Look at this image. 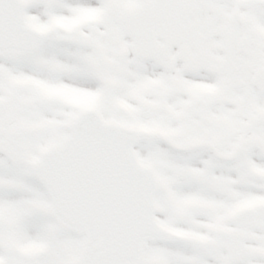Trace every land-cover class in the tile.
Here are the masks:
<instances>
[{
  "label": "snow or ice",
  "instance_id": "1",
  "mask_svg": "<svg viewBox=\"0 0 264 264\" xmlns=\"http://www.w3.org/2000/svg\"><path fill=\"white\" fill-rule=\"evenodd\" d=\"M0 264H264V0H0Z\"/></svg>",
  "mask_w": 264,
  "mask_h": 264
}]
</instances>
